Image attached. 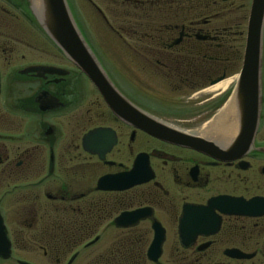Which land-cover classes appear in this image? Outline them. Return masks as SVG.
<instances>
[{
	"label": "flooded vegetation",
	"instance_id": "obj_1",
	"mask_svg": "<svg viewBox=\"0 0 264 264\" xmlns=\"http://www.w3.org/2000/svg\"><path fill=\"white\" fill-rule=\"evenodd\" d=\"M232 1L113 0L114 22L96 8L120 41L116 69L104 72L131 107L124 119L72 65L24 63V30L9 33L0 0V264H35L23 255L53 264H264V18L249 116L234 95L251 0L241 17L225 10ZM30 66L67 73H21ZM95 130L103 133L91 142Z\"/></svg>",
	"mask_w": 264,
	"mask_h": 264
},
{
	"label": "water",
	"instance_id": "obj_2",
	"mask_svg": "<svg viewBox=\"0 0 264 264\" xmlns=\"http://www.w3.org/2000/svg\"><path fill=\"white\" fill-rule=\"evenodd\" d=\"M39 4L40 9L38 11L34 9V6L33 9L39 26L45 35L61 54L90 81L111 112L119 118L129 119V112L126 109L131 107L116 92L98 60L86 44L72 19L66 0H39ZM263 18L264 0H251L242 65L238 74L239 80L234 95L238 108L248 109L247 115L249 116L256 115L258 108L259 53ZM38 72L57 75H66L67 73L58 68L43 66H30L21 71L22 74H37ZM144 130L162 140L172 139L173 137L176 141L177 135H179L176 132L162 129ZM102 133V130L91 132L90 136H88L90 137L88 138L89 141L96 142V135H102ZM86 139L87 137L82 140L83 145ZM89 152L101 155L98 144H91ZM140 176L138 173L137 184L144 180ZM101 181L98 182V186H100ZM156 245L158 246L159 244L157 243ZM0 256L6 258L7 255ZM147 256L149 260L155 261L159 255Z\"/></svg>",
	"mask_w": 264,
	"mask_h": 264
},
{
	"label": "rangeland",
	"instance_id": "obj_3",
	"mask_svg": "<svg viewBox=\"0 0 264 264\" xmlns=\"http://www.w3.org/2000/svg\"><path fill=\"white\" fill-rule=\"evenodd\" d=\"M92 2L89 3L87 0H66L67 6L71 12L72 19L82 35L85 42L90 47L91 51L97 58V53H101L104 65L106 68L103 70H108L109 73H113V70L116 69L114 65V52L117 49V46L120 44V41L116 39L115 36L111 33L109 29L103 27L102 21L99 19L96 8H104L108 14V17L111 19L110 21L114 22V14L113 11L117 8L114 5L113 0H90ZM19 3V4H17ZM244 4L243 11H238L234 8L238 4ZM249 0H233L232 3H226L225 10L232 12V16H245L247 14ZM12 5H17L19 11L24 13L23 16H20L24 19V23H22L19 19H14L11 15L16 14V9L13 8ZM231 5V6H229ZM4 8L9 12L7 18V28L9 33L14 32V29L20 28L24 30V40L26 46L21 49V52L24 55V63H35V62H46L51 61L52 63L59 65H67L71 66L68 62H66L60 55L57 53L58 51H53V48L50 47V51L54 54L56 52V58H49L45 55V50H48L49 42L46 37L43 35V31L39 26V23L36 18V14H34L33 9V1L32 0H8L4 4ZM155 10V9H154ZM16 32H14L15 34ZM37 34L39 38L34 35ZM16 35V34H15ZM72 67V66H71ZM73 69V68H72ZM75 69V68H74ZM77 75V73H76ZM83 80V79H82ZM89 90V89H88ZM91 91V89L89 90ZM94 96L90 97L92 100ZM16 256V255H14ZM19 256V255H18ZM24 259L35 264H53V260L48 257H42L38 255L34 257L32 255H23ZM165 259H172V255H164ZM91 260V259H90ZM89 260V261H90ZM76 264H84L83 260H78Z\"/></svg>",
	"mask_w": 264,
	"mask_h": 264
},
{
	"label": "bare ground",
	"instance_id": "obj_4",
	"mask_svg": "<svg viewBox=\"0 0 264 264\" xmlns=\"http://www.w3.org/2000/svg\"><path fill=\"white\" fill-rule=\"evenodd\" d=\"M33 6L36 11L40 9L39 0H33Z\"/></svg>",
	"mask_w": 264,
	"mask_h": 264
}]
</instances>
